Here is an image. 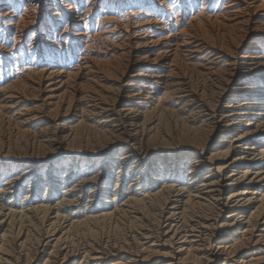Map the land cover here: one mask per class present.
<instances>
[{
    "label": "bare ground",
    "instance_id": "1",
    "mask_svg": "<svg viewBox=\"0 0 264 264\" xmlns=\"http://www.w3.org/2000/svg\"><path fill=\"white\" fill-rule=\"evenodd\" d=\"M0 264H264V0H0Z\"/></svg>",
    "mask_w": 264,
    "mask_h": 264
}]
</instances>
